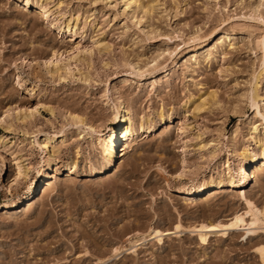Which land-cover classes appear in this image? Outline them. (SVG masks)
Instances as JSON below:
<instances>
[{
    "label": "rangeland",
    "instance_id": "obj_1",
    "mask_svg": "<svg viewBox=\"0 0 264 264\" xmlns=\"http://www.w3.org/2000/svg\"><path fill=\"white\" fill-rule=\"evenodd\" d=\"M254 1L138 0L127 13L125 0H0V204L8 205L0 207V264H264L255 251L264 224L248 235L199 229L246 211L241 192L264 207V163L214 194L177 188L235 175L244 148L258 152L262 133L250 131L260 117L240 97L260 69L253 44L264 33V6L251 13ZM222 33L231 41L209 55ZM159 52L158 71H139ZM116 100L134 128L142 120L152 128L136 130L102 173L96 136L111 126ZM47 136L56 149L49 168ZM43 173L51 188L24 209L19 200ZM153 228L161 242L132 252L131 240Z\"/></svg>",
    "mask_w": 264,
    "mask_h": 264
},
{
    "label": "bare ground",
    "instance_id": "obj_2",
    "mask_svg": "<svg viewBox=\"0 0 264 264\" xmlns=\"http://www.w3.org/2000/svg\"><path fill=\"white\" fill-rule=\"evenodd\" d=\"M22 2L27 5H37L36 2H32V0H22ZM138 0H125L123 12L132 11V7L136 6ZM39 3V2H38ZM42 3H40L39 6L40 8L43 9ZM139 6V5H138ZM264 6V0H256L254 3H251L249 5V9L252 12H261L262 7ZM45 8V7H44ZM147 8V7H146ZM144 8V10L146 9ZM147 9L144 11L146 12ZM119 13V12H118ZM256 14V13H255ZM134 15V13H133ZM139 17V16H138ZM136 20V19H135ZM139 22V19L136 20V24ZM134 23V21H133ZM133 25V24H132ZM231 35L228 33H222L218 39L216 40L215 43H210L211 45L207 48L208 54H212L214 51H218V45H222L225 43V41L230 40ZM193 41V40H192ZM253 42V41H252ZM253 49L258 50V59L260 61V69L257 73L253 74L252 79L249 80V85L246 87V89L242 90L243 92L240 93V97L243 98V100L246 102L247 105H249L253 110L255 116H259L260 118L258 119V124H254L251 127L250 134L251 136L253 134H256L257 132L262 133V136H256L254 139L255 146L258 149V152L249 150L248 148H244L242 152L243 159L245 160V163H241L237 166L236 169V174L232 172V170H229L228 165V173L224 178H218V179H203L201 181H198L195 183H186L182 182L180 183L177 188L183 192V193H191L193 194H202L204 192H210L211 194L218 192L216 189L221 187L223 184L227 186H236L239 183H245L248 178H250L251 175L256 174L258 170L263 166L264 163V108L261 107L260 101H264L263 93L262 96L259 93V82L261 78V74L264 71V33L257 39L255 40L253 44ZM204 46L203 45H197L194 47L191 51L194 53L199 49H202ZM252 48V47H251ZM250 49V48H249ZM251 51V50H250ZM162 53L159 52V54L154 55L153 58L148 61L147 63L143 65H139L138 63L136 64L139 67V71H142L144 66L149 67L148 70L149 73H153L154 71L156 72L158 63V59L161 56ZM151 64V65H150ZM57 65V64H56ZM128 68H132L134 65L133 63L129 62L126 63ZM165 67V66H163ZM59 68L66 69V67H58L56 66L55 71H59ZM134 68V67H133ZM135 69V68H134ZM161 70V69H160ZM166 70V69H165ZM258 70V69H257ZM158 71V70H157ZM252 73V71H251ZM264 73V72H263ZM166 74V73H165ZM264 85V84H263ZM241 99V98H240ZM240 101V100H239ZM238 101V102H239ZM262 104V103H261ZM237 108V107H236ZM81 122V121H80ZM111 126L106 130L105 133H99L96 136L97 141L101 142L102 144V150H103V157H104V165L101 167L100 171L102 173H105L107 170L108 172L113 170L115 168V161L116 157H118L119 152L124 150L125 145L130 141L132 135L136 130L140 129L142 131L150 130L152 124H148V120H142L139 124V127L136 129L134 128L130 113L128 108L122 104L120 100H116L114 105L112 106V117H111ZM235 129V128H234ZM234 130L231 132L233 133ZM105 135V139L103 136ZM53 138L50 136L45 137L43 146L47 148V153H48V161L46 163L47 168L50 167L51 160L55 156L56 149L54 147H49L48 142L52 141ZM4 141L0 137V145L3 144ZM205 146V145H203ZM201 147V146H200ZM215 150V146H214ZM213 150V152H214ZM76 168V162L71 161L69 165V173L73 172V170ZM100 172V173H101ZM22 175L24 178L26 176V169L23 171H20L19 175ZM256 176V175H255ZM52 186V177L48 175L47 173H43V176L41 180L35 182H31L30 185L28 186L29 191L28 194L23 197V199L19 200L18 204H22L24 209H28L29 206L33 203L35 197L40 193L42 190H49ZM214 190V191H213ZM213 191V192H212ZM241 196L244 198L246 201V206L247 210L235 214L229 222L225 224H221L220 222H208V223H202L199 227V229L206 230L208 232L213 230H217L218 228H223L225 231H235V230H245V234L248 235L249 233H255L256 229L258 230V226L261 224H264V207L260 210L255 207V205L246 198L245 194L241 192ZM13 205H17V203H12ZM11 204V205H12ZM19 206V205H18ZM0 207L2 208H7V204H0ZM248 217L246 218V216ZM259 224V225H258ZM262 227V226H261ZM182 229V226L180 224H177L175 226V231ZM180 232V231H179ZM178 231L176 233H179ZM182 232V231H181ZM202 232V231H200ZM162 233L161 230L159 229H151L147 234H140L136 236L133 240H131L130 244L132 247L130 248L132 252H136V249L134 248L138 244H142L143 242H146L147 240L150 239H156L158 242H161L162 240ZM165 233V232H164ZM167 233V232H166ZM169 234V233H168ZM225 234V233H224ZM207 239V233H201L200 234V241L205 242ZM259 245V244H258ZM119 251V248L113 249V254L117 253ZM255 251L258 253L259 258L261 261L264 262V244H261L255 248ZM112 254V255H113ZM101 260H97L95 264H101L99 263Z\"/></svg>",
    "mask_w": 264,
    "mask_h": 264
}]
</instances>
